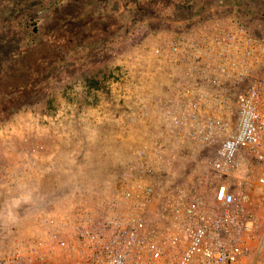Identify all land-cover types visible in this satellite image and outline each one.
I'll use <instances>...</instances> for the list:
<instances>
[{
	"label": "built area",
	"instance_id": "built-area-1",
	"mask_svg": "<svg viewBox=\"0 0 264 264\" xmlns=\"http://www.w3.org/2000/svg\"><path fill=\"white\" fill-rule=\"evenodd\" d=\"M145 48L138 72L157 82L112 89L136 147L111 192L99 207L30 214L29 234H1L0 264H255L264 225L256 240L247 207L264 185V44L230 14ZM184 160L192 167L176 175Z\"/></svg>",
	"mask_w": 264,
	"mask_h": 264
},
{
	"label": "rangeland",
	"instance_id": "rangeland-1",
	"mask_svg": "<svg viewBox=\"0 0 264 264\" xmlns=\"http://www.w3.org/2000/svg\"><path fill=\"white\" fill-rule=\"evenodd\" d=\"M180 1L0 0V91H26L0 113V236L29 234L30 214L45 207L59 217L99 207L111 192L136 147L124 137L126 108L112 89L157 82L138 72L145 47L230 14L264 44V0H201L213 5L198 16ZM207 147L194 158L211 156ZM175 165L176 175L192 167Z\"/></svg>",
	"mask_w": 264,
	"mask_h": 264
},
{
	"label": "trees",
	"instance_id": "trees-1",
	"mask_svg": "<svg viewBox=\"0 0 264 264\" xmlns=\"http://www.w3.org/2000/svg\"><path fill=\"white\" fill-rule=\"evenodd\" d=\"M218 3L220 4L221 3V0H219V1H217V3H213V4H217L220 7V5ZM176 5H177V7L184 8L185 9V11H184L185 14L186 15H190V16H192V15L193 16H198V15L201 14L202 11H205L209 7L212 6L211 4H209L207 6L204 5L201 2V0H183V1H180ZM168 6L170 7V5H168ZM225 7L226 8H232L233 9V7H231V5L225 6ZM225 7H223V8H225ZM227 12H233L234 13L235 10H233V11H227ZM215 13H214V11H209L207 14L208 15H215ZM166 14H169V13H166ZM222 14H224V13H222ZM165 22L169 23V21H165ZM171 23H173V22H171ZM15 89L16 88H11L9 90H2V91H0V113H3L4 114L6 112H10L11 110H13L14 107H13V105H11V102L13 100L14 95L15 94L17 95V92H21V93L22 92H26L25 91V86H21V87L17 88L16 90ZM211 149L212 148H209V147L203 149V152H205L204 155L207 154V151H209V150L211 151Z\"/></svg>",
	"mask_w": 264,
	"mask_h": 264
},
{
	"label": "crops",
	"instance_id": "crops-1",
	"mask_svg": "<svg viewBox=\"0 0 264 264\" xmlns=\"http://www.w3.org/2000/svg\"><path fill=\"white\" fill-rule=\"evenodd\" d=\"M247 210L249 213H252L254 216H256L257 219H259L257 233L259 232L261 234L260 228L264 227V217L260 215V213L264 211V185L255 186L252 189L250 193V202L248 204ZM259 233L256 237V240L259 238ZM253 249L254 247L252 246V254H250V258L255 260V264H264V255L263 257H261V259H259L261 250L258 252V254H255V252H253Z\"/></svg>",
	"mask_w": 264,
	"mask_h": 264
}]
</instances>
